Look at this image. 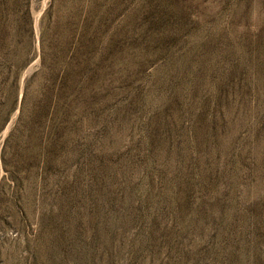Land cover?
<instances>
[{
  "label": "rangeland",
  "instance_id": "obj_1",
  "mask_svg": "<svg viewBox=\"0 0 264 264\" xmlns=\"http://www.w3.org/2000/svg\"><path fill=\"white\" fill-rule=\"evenodd\" d=\"M0 264H264V0H0Z\"/></svg>",
  "mask_w": 264,
  "mask_h": 264
}]
</instances>
